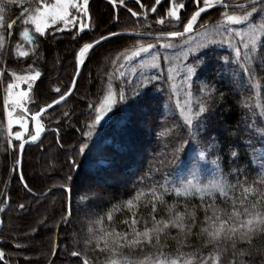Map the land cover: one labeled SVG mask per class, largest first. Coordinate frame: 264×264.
I'll return each mask as SVG.
<instances>
[{"label": "snow or ice", "instance_id": "snow-or-ice-1", "mask_svg": "<svg viewBox=\"0 0 264 264\" xmlns=\"http://www.w3.org/2000/svg\"><path fill=\"white\" fill-rule=\"evenodd\" d=\"M109 3L114 8L113 27L120 23L119 5L136 18L137 27L117 31L109 28L104 34L86 41L82 34L99 30L93 23L90 0H0V116L4 117L0 120L3 133L0 139L6 145L2 151L11 158V164L5 167L36 200L50 196L54 191L63 193L61 208L57 210L59 220L50 223L55 219L53 216L37 221L31 229L32 234L40 228H49L53 232L50 238L53 257L58 250L67 248L60 243L58 230L74 222L78 206L74 205L71 194L79 186L80 191L91 194L84 204L97 209L83 221L81 234L75 240L80 251L71 253L72 257L81 260V264H212L213 252L216 264H221V257L226 264H249L258 252H264L256 247L257 241H264V110L246 118V128L254 132L258 140L239 142L245 145V151L251 149V160L258 163L257 170L253 174L247 167L241 169L229 165L225 172L220 161L226 154L233 164H238V142L233 141L222 148L220 141L208 134L209 127L216 120L217 89L210 81L205 80L203 87L196 82L201 79L200 70L207 65L205 51L220 42L230 49V55L218 59L223 61L222 70L225 65L229 66L234 90L243 93L255 87L253 81L257 67L264 70V0L243 3L232 0H154L151 4L135 0L140 11L129 8L125 0H109ZM12 9H17L18 14L13 15ZM150 14H156L155 19L149 20ZM141 19L146 23L140 24ZM18 24L23 26L19 33L16 31ZM53 25L61 33L67 30L73 41H83L74 53L73 78L63 88L46 84V73L40 67L43 61L40 42H46ZM155 25L175 30H156ZM29 26H34L35 33L40 35H32ZM18 36L28 42L29 50H22L25 46ZM118 37H124V43L129 40L133 43L115 52L114 58H110L111 64L119 68H124L125 64L135 66L127 75L119 72L122 80L119 93L109 81L102 100L89 103L85 99L87 119L83 128L86 130L71 146L73 155L59 165H49L58 175L66 164L69 174H65L59 183L50 185L45 192H33L24 172L26 145H41V136L46 131L59 136L60 128H46L44 121L52 122L55 108L66 103L74 91L79 90L77 81L81 70L98 55L96 50L100 45ZM214 37H219V41ZM21 59L25 60L24 67H9ZM162 60L166 66L162 65ZM177 81L184 88L183 103L179 99ZM194 83L196 93L200 94L194 102L195 107L190 102ZM124 88L129 89L127 94ZM49 89L54 97L50 102L41 103L33 98L42 100ZM165 91L169 92L167 98L161 95ZM148 93L158 99L151 128L157 146L164 109L171 108L173 112L178 109L183 113L181 124L165 129L167 138L174 141L169 145L173 159H179L180 153L191 142L200 148V157L218 154L219 179L207 184L193 183L179 176L175 180L157 181L152 175L142 173L125 183L124 192L117 198L106 194L100 180L85 183L78 175L70 174L71 169L77 167L76 157L92 151L94 134L98 135L112 121L118 101L125 118L118 121L117 126L124 129L129 122L127 116L134 109L147 111L142 101ZM220 96L222 98L223 94ZM165 99L168 104L164 103ZM238 105L246 106L247 97ZM72 118L70 112H63L55 122L69 121L71 128ZM29 122L33 125L31 131ZM14 125H19L20 130L14 131ZM256 143L260 147H256ZM106 147L97 145V151L103 153ZM199 167V160L194 159L192 169L198 170ZM7 207L10 208L11 204ZM29 207L28 202L21 203L18 210L24 212ZM3 211L0 208V212ZM3 223L0 219V225ZM15 239L18 237L5 240L0 236V243L11 244L17 250L27 247L13 243ZM5 256L4 249L0 248V264H7ZM49 264H55L54 260H49Z\"/></svg>", "mask_w": 264, "mask_h": 264}, {"label": "trees", "instance_id": "trees-1", "mask_svg": "<svg viewBox=\"0 0 264 264\" xmlns=\"http://www.w3.org/2000/svg\"><path fill=\"white\" fill-rule=\"evenodd\" d=\"M125 2L134 11L141 10L135 0H125ZM232 2L243 3L246 0H232ZM141 3L151 4L154 3V0H141ZM90 11L93 13V23L99 30L94 33L82 34L86 41L90 40L92 36L104 34L106 29L109 28L117 31L119 28L131 30L133 27H137L136 18L132 17L123 5L118 6L120 23L113 27L111 17L114 15V8L110 5L109 0H90ZM12 14H18L17 9H12ZM155 15L150 14L149 20L155 19ZM213 15L216 16L217 14L213 13ZM139 23L145 24L146 22L141 19ZM21 27V24L16 26L17 33H19ZM154 27L156 30H175L160 25H155ZM137 30L142 31L144 29L138 28ZM39 35L36 34L35 36ZM17 39L20 41V36ZM124 39V37L112 38L100 45L96 50L98 55L93 56L92 62L87 64L86 69H83L81 73L77 83L79 90L74 91L73 96L68 98L66 103H62L55 108L52 122L44 121L46 128H60L59 136L52 131H47L41 139V145L33 144L26 147L24 172L25 178L29 181V187L32 188L33 192H45L50 185L59 183L65 174H69L66 164L60 169L58 175L52 172L49 165H59L73 155L71 146L81 139L82 131L86 130L83 128V123L87 119V105L84 101L87 99L89 103H98L99 100L103 99L107 85L112 79L116 68V66L111 64L110 58H114L115 52L121 51L124 47H128L133 43L131 40L124 43ZM82 42L73 41L72 35L67 30L63 33L57 32L55 35H49V38L40 48V53L41 51L44 53V59L40 66L46 73V84L50 87L61 86L63 88L64 85L70 83L75 71L74 53L79 47V43ZM46 45H55L57 52L60 51L61 53L54 54V49H47ZM24 46L26 49L30 48L27 41ZM224 55H230V49L224 43L218 42L206 50L207 65L200 70L201 79L196 82L203 87L205 80H207L212 82L213 87L217 89V103L215 105L217 115L215 123L208 129V134L215 136L220 141L222 148L232 144L233 141L238 142L240 150L238 164H233L231 158L226 154L220 161V166L225 172L228 171V167L231 165L241 169L247 167L248 172L254 174L258 168V163L251 160V149L245 151V145L239 142L245 139L258 140L256 134L246 128V118L251 114H258L261 110H264V70L257 67L253 81L255 87L251 91L237 92L231 83L229 66L225 65L224 69H221L223 61L218 58ZM162 65L166 66L163 61ZM24 66V59H21L19 63L9 65L12 69H19ZM152 71L155 70L153 69ZM121 83V78L114 83V89L117 93L121 90ZM164 87H167V85H164ZM124 91L127 94L129 89L124 88ZM221 93L223 94L222 98L220 96ZM161 95L167 98L169 92L165 91ZM199 95L195 91L194 83L191 101L193 107H195L194 102ZM245 97H247V105L239 106L238 102ZM33 98L43 103L45 101L50 102V98L54 97L49 89L48 94L42 100L38 97ZM174 98L176 97L172 99L175 100ZM157 103L158 99L154 94H146L142 104L147 111L142 112L134 109L127 116L129 121L127 127L119 129L117 122L125 118V113L121 110L118 101L117 106L114 108L112 121L101 129L98 135L94 134L92 151L76 157L77 167L72 168L70 174L73 176L78 175L79 180L85 183L100 180L107 190L106 194L110 193L117 198L124 192L125 183H130L131 180H134L142 173L152 175L157 181H162L165 178L175 180L177 176L190 181L192 176L190 173L191 161L195 159L191 158V154L197 145L190 142L189 145L185 146V151L180 153L179 159H173L169 145L174 141L167 138L165 129L180 125L183 113H179L177 109L171 115L169 108H166L164 109V115L161 117L162 123L158 130L160 136L159 147L157 146V139L151 135L152 120L157 110ZM164 103L168 104V100L165 99ZM63 112L71 113L73 117L70 120L71 128H69V121H64L60 124L55 122ZM81 113L85 114L82 115ZM2 119L4 117L0 116V120ZM233 133L236 134L233 135ZM2 136L3 133L0 131V137ZM108 138H111V142L105 141ZM100 144L107 145L103 153L97 151V145ZM4 146L6 145L0 139V208L4 209L3 212H0V219L4 221L0 227V236H3L5 240H12L13 237H18L13 243L27 246L17 250L11 244L0 243V248H3L6 253L4 260L7 264H49V260L53 258L50 239L53 232L49 228H40L37 233L32 234L31 229L36 226L37 221L47 217L55 216V219L50 223H55L59 220L57 210L61 208L63 193L54 191L52 195L43 197L40 200H36L35 197L27 193L19 180L14 176H10L8 168L5 167L6 164H11V158L2 151ZM255 146L260 147V144L256 143ZM216 155L218 154L208 155L210 162L216 166L214 172H210L209 167L202 159H199V163L202 164V170L197 174V178L200 179L199 183L207 184L210 180L219 179ZM99 159H104V162H100ZM149 170L153 171L149 172ZM183 171L186 172L185 176L181 175ZM133 173L135 175H132ZM34 176L37 179L33 180ZM41 176L44 177L43 180L39 179ZM49 177L51 178L49 179ZM6 184L7 188L5 187ZM71 195L74 205L78 206V210L74 212V222L68 227H61L58 230L60 243L62 246L67 245V248L57 251V255L53 259L55 264H81V260L72 257L71 253L80 251V247L75 245V240L81 234L82 223L87 219L91 211L97 210L94 206L84 204V201L91 194L80 191L79 186L73 190ZM6 197L11 204L10 208L6 207L8 200ZM26 202L30 204V207L26 211L20 212L18 210L19 204ZM83 206H86V209ZM82 219L83 221L80 224ZM256 247L264 249V241H257ZM205 256H207V253H205ZM212 256V264H216L214 259L215 252L212 253ZM25 258H28L27 261ZM221 264H226L223 257H221ZM249 264H264V252H258L250 260Z\"/></svg>", "mask_w": 264, "mask_h": 264}, {"label": "rangeland", "instance_id": "rangeland-1", "mask_svg": "<svg viewBox=\"0 0 264 264\" xmlns=\"http://www.w3.org/2000/svg\"><path fill=\"white\" fill-rule=\"evenodd\" d=\"M226 1H228V0H226ZM49 2H51V0H49ZM131 6H133L132 4H131ZM158 11H160L159 9H158ZM23 27V26H22ZM22 27H21V29H20V31H22ZM30 27V32H31V34L32 35H36L37 33H35V31H34V26H29ZM52 28H54V29H52ZM52 28L49 30V35L51 36V35H55V34H57V32H59V31H57L56 30V26L55 25H53L52 26ZM19 31V32H20ZM48 38H49V36H48ZM214 39H216L217 41H219V37H214ZM22 40V41H21ZM20 42H22L24 45H25V43H26V41L24 40V38H23V36H20ZM44 41H41V45L43 46L44 45ZM42 46H41V48H42ZM46 48L47 49H54V54H59V53H61L60 51L59 52H57V47L55 46V45H46ZM22 50H29L28 48L26 49L25 47H24V49H22ZM42 50V49H41ZM48 55H49V53H47ZM40 55L43 57V59H44V53H43V51H41V53H40ZM163 61V60H162ZM162 61H161V63H162ZM164 62V61H163ZM42 63V62H41ZM40 63V64H41ZM165 63V65H166V62H164ZM133 66H135V65H128V64H125V67L124 68H119L118 66H116V68H115V72H114V75L112 76V79L110 80L111 81V83H112V86H113V88H114V83L118 80V79H120L121 77L119 76V72H121V71H123L124 73H125V75H127L129 72H130V70H131V67H133ZM41 67V66H40ZM139 73V69H137V74ZM177 84H178V88H177V91L180 93V96H179V99L181 100V103H183V101H184V99H185V96H184V88H183V86L182 85H180L179 84V82L177 81ZM22 87H24L23 85H22ZM107 90H108V85H107V88H106V90H105V94H106V92H107ZM104 94V95H105ZM182 96V97H181ZM174 99H176V98H174ZM192 101V98H191V100H190V102ZM192 103V102H191ZM169 110V112L171 113V115L172 114H174V112L171 110V108H169L168 109ZM32 127H33V125H32V122H29V131H31L32 130ZM18 130H20V126L19 125H14V131H18ZM106 142H111V138H108V139H106L105 140ZM199 151H200V148L198 147V146H196V149L192 152V154H191V158H195V159H202L203 160V162L207 165V167H209V170H210V172H214V169L216 168V166H215V164L214 163H212V162H210V159H209V157H208V155L206 156V157H200L199 156ZM192 160V159H191ZM191 160H189V161H191ZM199 160V161H200ZM99 161L100 162H104V159H99ZM192 162V161H191ZM199 165H200V167H199V169L198 170H193L192 169V167H191V171H190V173L192 174V176H191V179H190V181H192L193 183H199V178H197V174L202 170V167H201V163H199ZM205 165V166H206ZM185 174H186V172L185 171H183L182 172V174L181 175H184L185 176ZM83 208L84 209H86V206H83ZM82 221H83V219L80 221V224L82 223Z\"/></svg>", "mask_w": 264, "mask_h": 264}, {"label": "water", "instance_id": "water-1", "mask_svg": "<svg viewBox=\"0 0 264 264\" xmlns=\"http://www.w3.org/2000/svg\"><path fill=\"white\" fill-rule=\"evenodd\" d=\"M82 71H83V69L81 70V73H82ZM81 76V75H80ZM79 80V79H78ZM77 83H78V81H77ZM47 132V131H46ZM45 135V133L44 134H42V136H41V139L43 138V136ZM28 145H26V147H27ZM7 204H9V199L7 200ZM7 204H6V207H7ZM2 225H0V227H1ZM55 257H53L52 258V260L54 259Z\"/></svg>", "mask_w": 264, "mask_h": 264}]
</instances>
